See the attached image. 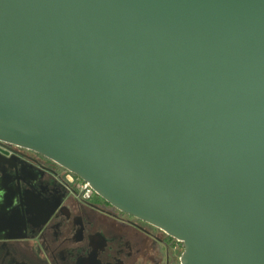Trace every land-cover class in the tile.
I'll use <instances>...</instances> for the list:
<instances>
[{"label": "water", "instance_id": "95a60500", "mask_svg": "<svg viewBox=\"0 0 264 264\" xmlns=\"http://www.w3.org/2000/svg\"><path fill=\"white\" fill-rule=\"evenodd\" d=\"M0 140L180 264H264V0H0Z\"/></svg>", "mask_w": 264, "mask_h": 264}, {"label": "flooded vegetation", "instance_id": "af4514ba", "mask_svg": "<svg viewBox=\"0 0 264 264\" xmlns=\"http://www.w3.org/2000/svg\"><path fill=\"white\" fill-rule=\"evenodd\" d=\"M0 150V264H174L175 239L27 148Z\"/></svg>", "mask_w": 264, "mask_h": 264}, {"label": "built area", "instance_id": "2783aa9c", "mask_svg": "<svg viewBox=\"0 0 264 264\" xmlns=\"http://www.w3.org/2000/svg\"><path fill=\"white\" fill-rule=\"evenodd\" d=\"M4 143H7L5 141H1L0 140V150H2V148L4 147ZM93 190L92 188L89 186L88 182L80 179V191H79V195L82 196V198H89L90 195L92 194ZM175 239V238H174ZM174 250H175V263L174 264H180L179 262V257L183 251V242L175 239V244H174Z\"/></svg>", "mask_w": 264, "mask_h": 264}]
</instances>
